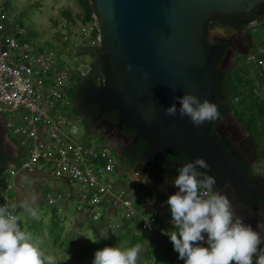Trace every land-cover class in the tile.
Segmentation results:
<instances>
[{"label":"water","instance_id":"water-1","mask_svg":"<svg viewBox=\"0 0 264 264\" xmlns=\"http://www.w3.org/2000/svg\"><path fill=\"white\" fill-rule=\"evenodd\" d=\"M90 1L97 18L103 55L112 70L104 85L99 86L95 102L102 113H117L118 132L123 126L136 131L132 142L123 137L126 144L134 145L139 139L148 143L142 162L132 168L138 182L149 189H159L163 194L178 191L163 178L166 153L175 150L186 155L190 162L203 158L209 165L205 169L217 179V187L227 194L236 210L248 213L241 206L240 197L245 195L256 201L260 187L244 175L238 165L240 157L217 142V137H222L219 126L226 123L256 150L248 132L232 114L219 122L194 127L188 117L168 116L165 109L174 102L173 96L188 92L201 101L208 99L216 103L220 114L219 106L224 98L218 95L217 82L223 71H228L224 66L228 59L232 65L235 54L227 51L222 58L226 49L221 45L223 42L209 45L212 42L208 43L205 38L206 21L213 14H251L264 0ZM263 23L264 15L249 28ZM248 53L241 54L247 56ZM129 64L133 66L132 71L126 70ZM0 124L4 131L1 118ZM212 130L215 136L211 135ZM0 135V152L15 158L18 151L15 143L3 132ZM148 160H153L155 167L148 166ZM145 176L150 182L144 181Z\"/></svg>","mask_w":264,"mask_h":264},{"label":"built area","instance_id":"built-area-1","mask_svg":"<svg viewBox=\"0 0 264 264\" xmlns=\"http://www.w3.org/2000/svg\"><path fill=\"white\" fill-rule=\"evenodd\" d=\"M16 17L10 8L0 11V118L9 137L16 138V142L12 141L22 155L18 162L9 164L11 180L0 192V206H7L18 216L11 197L16 186L14 179L21 173L41 172L66 185L65 189L48 195L47 203L57 211L69 208L70 201L75 199L78 222L89 221L99 230L122 232L129 228L122 224L131 221L135 222L131 234L135 237L142 234L146 240L151 237L152 249L171 243L169 236L163 234L174 230L168 205L162 201L161 205L137 210L128 188H119L126 176L138 184L136 175L116 164L117 155L109 143L93 145L88 141L87 131L80 136L81 118L73 111L72 98L92 73L94 58L90 66L75 67L74 63L80 62L77 56L74 62H60V52L35 46L34 37ZM71 25L76 26L65 21L62 27L70 29ZM81 25L88 26L82 29L85 38L86 30L97 28V18L94 15L92 22ZM62 40L68 43L69 37ZM93 43V47H102L99 33ZM91 49L90 45L84 46L80 54L89 55ZM246 57L247 64L254 69L251 72L264 78V43L254 45ZM105 78L99 76L98 86L104 85ZM114 173L119 176L118 184L108 179ZM120 209L124 210L122 216L111 224V216H117ZM103 218L105 226L98 224ZM259 248L264 249V243ZM255 260L256 256L253 264Z\"/></svg>","mask_w":264,"mask_h":264},{"label":"clouds","instance_id":"clouds-1","mask_svg":"<svg viewBox=\"0 0 264 264\" xmlns=\"http://www.w3.org/2000/svg\"><path fill=\"white\" fill-rule=\"evenodd\" d=\"M126 70L132 71L133 66L127 65ZM173 101L165 109L166 115L188 117L194 127L220 119L217 104L208 99L201 101L185 92L173 96ZM199 168H209L199 157L179 168L173 181L178 191L166 201L174 230L163 234L169 236L178 258L185 264H253L256 256L255 264H264V249L259 248L264 236L236 213L227 194L217 187L216 177L201 173ZM144 181L150 182L146 176ZM23 207L35 216L30 203ZM258 227L264 228V223ZM144 250L139 244L123 250L105 247L95 252L92 264H138ZM0 264H55V258L43 253L31 234L21 229L19 217L5 205L0 206Z\"/></svg>","mask_w":264,"mask_h":264},{"label":"rangeland","instance_id":"rangeland-1","mask_svg":"<svg viewBox=\"0 0 264 264\" xmlns=\"http://www.w3.org/2000/svg\"><path fill=\"white\" fill-rule=\"evenodd\" d=\"M6 1L10 2V9L16 13L18 23L28 30L31 37H34L35 46H43L45 51L58 50L60 52L58 57L60 62H74L73 58L77 56L80 62H75V67L84 64L90 66L92 55H81L80 52L84 46L90 45L92 49L95 48V46L93 47L95 35L94 30H86V37L84 38L83 36L82 29L85 26L80 24L82 23L80 17L83 16V9L79 0H0V11L3 6H5L4 3ZM65 11L69 12L71 15V20H67L63 17V12ZM65 21L76 25L75 28L71 25L70 29H63L62 25ZM85 28H88V26ZM251 33L254 37V45L264 43V23L257 28L251 29ZM64 36L69 37L68 43H63L62 38ZM236 65L241 66L246 69V71L254 70L247 64L246 56H238L236 58L230 73L236 68ZM251 73L252 78L256 77L255 80L257 81L258 91H261L260 93L264 96L262 89L264 78H261L259 75L257 76L253 72ZM236 122L240 124L237 120ZM79 128L80 136H82L87 130L83 125H80ZM10 138L16 142V138L12 135H10ZM88 141H92L95 146L104 142L102 138H98L94 133L89 131ZM260 157H262L261 154ZM260 163L261 165L256 168L257 171L264 170V160H260ZM116 164L120 165L118 159ZM120 167L126 168L127 172L131 171V169L127 168L125 165H120ZM6 169L7 168L1 172L4 178L7 176ZM124 175L126 176V174ZM108 179L111 182L117 183L119 181V176L116 173L110 174ZM55 186L52 180H40V187L45 190L54 189ZM126 187H128L129 196L134 207L142 211L143 204L149 200L147 197L149 196L148 192L144 187L132 181L128 176L123 178L122 183L119 185L121 189H125ZM75 189L79 191L78 186H75ZM170 195L172 194L162 196L161 200L163 203H166ZM76 203L77 200H71L69 208L56 214V216H54V211L51 207L43 204L34 210L35 216L26 213L18 214L20 218V227L22 230L31 234L33 242L40 247L46 256L51 255L55 258V264H92L94 254L97 250H101L105 247H119L122 250L129 248V239H131V236H134L131 233L135 228V222L126 221L122 224L123 226L129 225V228L123 229L121 234L124 235L129 232L130 236H128V239L120 240L121 242L115 246L114 234L104 235L103 230L102 232L95 230L93 225L88 224L90 223L89 221L86 224L79 225L80 228L75 230L72 222L78 216ZM154 203L156 206L159 205L157 201ZM123 212L124 210L120 209L117 216H111L110 223H117ZM57 216L66 218V222H62V219H60V222ZM98 224L105 226L106 220L103 218ZM70 235L72 236L71 239ZM102 236H107V238ZM144 237L145 236L140 234L136 239L143 242ZM206 239L207 235L205 234V240ZM96 240L97 242H93ZM143 248L145 250L143 255L138 258V264H181L183 262V260L177 257L174 261L176 263H167L162 250L156 249L155 253L149 252L148 256L146 252L150 250V245H144Z\"/></svg>","mask_w":264,"mask_h":264},{"label":"flooded vegetation","instance_id":"flooded-vegetation-1","mask_svg":"<svg viewBox=\"0 0 264 264\" xmlns=\"http://www.w3.org/2000/svg\"><path fill=\"white\" fill-rule=\"evenodd\" d=\"M234 16L235 14L228 15V17L224 18L221 17V15L219 16L217 14H214L207 19V28L205 24L206 41L208 43L212 42L209 45L212 46L223 42V44L221 45L225 46L226 49L221 56L222 58L225 56L227 51H229L230 54H235L232 65L229 59L228 63L224 65L225 70L228 69V71H223V76L220 81L223 80L224 74L230 73V70L235 64L236 58L238 56H243L241 53L250 51L254 46V37L251 33V28H249V25L251 23L243 28H238L241 23L238 20H234ZM104 58L106 57L104 56ZM97 64L98 66H101L103 64V60L100 58ZM219 66H221V62L218 63V67ZM98 89L99 86L96 80V72L93 70L90 76L86 80H84L74 91L72 98L73 111L75 114L80 116L81 125L85 126L87 132L89 131L94 133L98 138H102L104 142H107L112 146L117 155V159L120 165H126L136 155V158L130 168L132 170L134 166L142 162V157L145 153L144 152L141 154L140 152H138V150H136L137 142L141 139H139L134 145L126 144L124 142L123 137H126L132 142L136 137V131L133 128H128L125 126L121 127L120 132L117 131V124L119 123L117 113L115 111L102 113L101 107L97 102H95V96ZM2 129L3 125L0 124V131H2ZM219 131L222 134V137H217V142L222 145L224 149L235 153L238 157H240L238 165L241 168L242 172L248 179L252 180L258 185V187H260V190H258L257 193L256 201L245 195H242L240 197V204L242 207L247 209L248 213H246L245 211L236 210L235 206L233 205L236 213L244 218V222L251 225L254 230L259 231V229L263 228H259L258 225L260 223H264V216H262V214H264V170H256L257 166L261 165L259 149L253 139L252 140L257 147L256 150L252 146H250L248 142H244L243 137L241 138V134L238 133L235 129H230L229 127H227L226 123L219 126ZM2 132L9 137L6 130ZM211 135L215 136L216 132L212 130ZM115 146L117 150H115ZM7 158L9 157L7 156L6 152H0V168H4V162ZM151 162L154 161L148 160L146 164L150 167H155L149 164ZM179 165L180 163L177 160L170 162L168 161L167 164L165 160V162L163 163V178L166 184L173 183L174 178L179 175ZM211 175L214 176L212 173ZM138 184L144 187V189L148 193L152 194L153 197L164 196L167 194H163L161 191H159V189L156 190L154 188L153 190L149 189L145 185H142L141 183ZM157 202L161 203L162 200L160 199Z\"/></svg>","mask_w":264,"mask_h":264},{"label":"trees","instance_id":"trees-1","mask_svg":"<svg viewBox=\"0 0 264 264\" xmlns=\"http://www.w3.org/2000/svg\"><path fill=\"white\" fill-rule=\"evenodd\" d=\"M79 1L83 9V16L80 17V19L82 20L81 24L92 22L93 16L95 14V10L93 8V5L91 4V1L90 0H79ZM4 5H5L3 6L4 10H8L10 8L9 1H6ZM258 8L256 9L257 11L254 10L252 14H235V16L233 17L234 20H238L241 23L238 28H243L245 26H248L250 23L256 21L257 18L262 16L264 14V4L260 5ZM217 15L220 16V14ZM63 17L67 20H71V15L67 11L63 12ZM221 17L226 18L228 16L221 15ZM207 24L208 23H206V28H207ZM98 33H99L98 29L97 28L94 29V35L97 36ZM89 53L94 58L93 70L96 72V80L101 75H105L108 78L111 75L112 70L110 69V64L108 59L104 58L103 48L95 47L94 49L90 50ZM100 58L103 60V64L101 66H98L97 63ZM241 68H242L241 66L236 65V68L232 71V73L224 74V78L222 81L218 79L217 92L219 96L224 98L219 106L220 119H218V121L232 114L234 118L242 125V127L248 132V134L256 143L259 149V154H261L262 156L260 157V160L262 159L264 160V96L260 93L261 91H258V87L256 84L257 81L255 80L256 77L252 78L251 77L252 73L250 70L246 71V69L244 68H242L241 70ZM262 87L264 92V82L262 83ZM136 148H137L136 150H138V152L142 154L147 150L148 143L144 139H141L137 142ZM135 158L136 155L125 166L130 169ZM165 160H166V164L168 163V161L169 162L176 160L179 161L180 165L178 169L181 168L183 165L190 163V159L186 155L180 154L175 150L168 151L166 153ZM11 161L12 160L10 158H7L5 160L4 169ZM149 164L155 166L154 162H151ZM4 169L0 168V176L2 174L1 172L4 171ZM198 171H200L201 173H206L208 175H211V172L205 168H200L198 169ZM148 194L149 196L147 197L153 200L154 202L162 199V196L153 197L152 194L150 193ZM95 230L102 231L97 228H95ZM106 234L115 235V243H114L115 246H117L119 242H121L120 240L128 239V236H130V234L128 233L122 235L120 232L109 231V230L106 231ZM145 240L146 238H143V242H142L139 239H136L135 236H131V239H129L130 241L129 248L134 246L136 243H142L141 246L144 247ZM169 244L170 245L168 246L167 251L162 250L167 263L171 262L170 258L175 259L178 257L176 256L177 252L174 251L172 243Z\"/></svg>","mask_w":264,"mask_h":264},{"label":"crops","instance_id":"crops-1","mask_svg":"<svg viewBox=\"0 0 264 264\" xmlns=\"http://www.w3.org/2000/svg\"><path fill=\"white\" fill-rule=\"evenodd\" d=\"M15 147L18 150L16 152V156L15 158H10L12 161L8 163V165L6 166V170H7V176L6 178H4L1 174L0 176V192L4 189V187L8 184V182L11 180L10 178V174H9V164L12 162H18L20 160V157L22 155L21 150L19 149V147L17 146V144L15 143ZM4 169V168H2ZM126 169V168H125ZM132 171V170H131ZM52 180L54 182V184L56 185L54 189H49V190H45L44 188L40 187V180ZM134 179V178H132ZM16 186L13 189V191L11 192V197H12V201H13V205L14 208L17 209V211L19 212L18 214L20 215L21 213H26L29 214L28 212L25 211L23 205L27 202L30 203L33 210H35L38 206L40 205H47L49 207H51L54 211V216H56V214L63 212L64 210L68 209L65 208L63 209L61 212L57 211L54 207L50 206L47 203V199L50 195H54L56 194L58 191L63 190L66 188V185L58 180H55L54 178H52L51 176H49L48 174H43L41 172L35 174V175H28L25 173H21L17 176V178L14 179ZM128 188V187H127ZM49 195V196H48ZM154 203L153 200L149 199L147 202H145L142 206V210L148 207H151ZM161 205V204H159ZM19 217V216H18ZM58 217V216H57ZM59 221L60 219H62L63 217H58ZM64 222H66V218H63ZM20 221V218H19ZM62 221V220H61ZM60 221V222H61ZM87 222L84 221H77V217L75 218V220L72 222V225L75 227V230H78L80 228L79 225H83L86 224ZM89 224V223H88ZM259 231L261 232V235L264 232V229H259ZM102 232V231H101ZM103 234H106V230H103ZM122 233V232H120ZM207 235V234H206ZM71 235H70V239H71ZM150 241V243H149ZM151 241L152 238L150 237L149 239H147L146 241H144V245H150V250L147 252V255H149V252H153L155 253L156 249H160V250H168V246L170 244H165L162 245L161 247H153L151 246ZM146 243V244H145ZM139 245H141L142 243H137ZM136 244V245H137ZM204 247H208L207 243L204 242L203 243ZM152 249V250H151ZM157 253V252H156ZM179 254L177 253L176 256H178ZM171 262H174L175 259H171ZM176 263V262H174ZM181 264H185V262L183 261ZM232 264H235V262H232Z\"/></svg>","mask_w":264,"mask_h":264}]
</instances>
